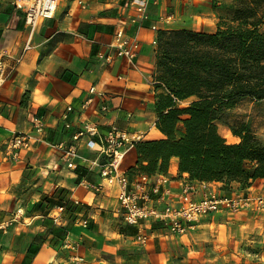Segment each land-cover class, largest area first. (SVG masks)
<instances>
[{"label":"crops","instance_id":"1","mask_svg":"<svg viewBox=\"0 0 264 264\" xmlns=\"http://www.w3.org/2000/svg\"><path fill=\"white\" fill-rule=\"evenodd\" d=\"M133 1L58 0L55 17L31 27L13 0H0V50L12 68L0 89V149L16 134L36 136V120L46 128L43 139L18 160L0 161V264H204L209 251L216 264L225 258L226 264H264V212L212 214L186 235L172 236L157 222L124 224L120 187L100 176L106 162L100 155L103 138L112 127L141 132L144 140L165 138L156 128L155 103L164 92L156 85L158 31L213 34L220 17L212 0H154L147 7L149 19L138 24L132 22L137 16ZM168 16L169 23L159 22ZM156 23L158 31L153 30ZM119 28L141 41L134 64L99 58L112 53ZM102 105L109 111L102 112ZM87 122L97 124L99 134L77 143L70 169L60 147L73 144L72 137ZM136 167L133 146L125 150L120 169L134 178ZM162 175L169 180L167 202L178 206L183 185L191 182L188 175L180 173L176 158ZM192 184L197 201L209 188L225 195L219 183ZM241 193L263 195L264 179ZM55 216L61 219L57 223ZM139 234L147 235L146 244L136 240Z\"/></svg>","mask_w":264,"mask_h":264},{"label":"trees","instance_id":"2","mask_svg":"<svg viewBox=\"0 0 264 264\" xmlns=\"http://www.w3.org/2000/svg\"><path fill=\"white\" fill-rule=\"evenodd\" d=\"M221 1L212 0V7L219 9ZM232 2L213 34L158 31L156 85L164 92L155 103L156 128L165 138L134 144L131 175L166 174L176 158L190 181L219 183L228 196L264 179V140L244 122L226 120L246 101L264 102V0ZM219 124L239 142L229 143Z\"/></svg>","mask_w":264,"mask_h":264},{"label":"built area","instance_id":"3","mask_svg":"<svg viewBox=\"0 0 264 264\" xmlns=\"http://www.w3.org/2000/svg\"><path fill=\"white\" fill-rule=\"evenodd\" d=\"M154 0H134L133 7L137 16L132 19L133 23L141 24L149 19L147 7ZM13 5L20 10L25 17L26 24L35 27L42 20L55 17L58 9V0H13ZM172 17H162L159 22L169 23ZM158 24H154L153 30L158 31ZM28 49V48H27ZM112 53L100 54L99 58L106 63H112L115 58L123 59L129 64H134L137 59L141 41L137 36L127 35L124 28H119L114 35V41L110 48ZM20 61V60H19ZM12 68L6 64V53L0 50V89L9 80ZM95 92L91 89V93ZM92 100L90 99L86 105ZM102 112H108L107 105H102ZM131 118V115H128ZM70 127V126H67ZM36 136L31 134H16L12 136L0 149V161H15L20 157L22 151H29L34 144L41 141L46 134V128L42 120L34 123ZM99 134L98 125L87 122L72 137L73 144L65 147L63 160L68 168H75L74 160L78 156L77 143L83 138H93ZM145 134L135 132L133 134L112 127L103 138L100 151L106 162L100 166V176L108 184L117 183L120 187L118 196L119 204L123 212V222L128 226H138L141 221H153L160 223L172 236H183L195 225L212 214L227 212L236 215L242 212L255 210L264 212V194L258 197L238 192L230 196L222 195L216 189L209 188L204 191L200 200L193 198L196 187L191 182L183 185L178 206L168 203L171 195L167 188L169 180L162 174L152 177L136 175L130 178L127 173L122 172L120 164L123 161L125 150L134 146L135 143L145 141ZM206 184V183H205ZM95 191L100 192L102 186L88 185ZM153 197H156L153 200ZM157 204L164 205L158 209ZM64 208H59V213ZM60 216L54 217V222H59ZM136 240L141 244L148 242L146 234H139ZM264 261V255H263Z\"/></svg>","mask_w":264,"mask_h":264},{"label":"rangeland","instance_id":"4","mask_svg":"<svg viewBox=\"0 0 264 264\" xmlns=\"http://www.w3.org/2000/svg\"><path fill=\"white\" fill-rule=\"evenodd\" d=\"M232 3H233L232 0L221 1V5L219 6L220 17L218 19V24L220 22V19L223 18L227 19L229 17L230 12L233 8ZM190 102L191 100H188L182 103V106L183 107L188 106ZM226 120L232 124H234L235 122H244L251 128L253 132L256 133L258 137L264 140V102L246 101L240 104L239 106H237L232 111H230L229 114L226 116ZM219 131L229 143L234 144L239 142V139L232 135V133L230 132V130L226 125L219 124ZM209 252H206L207 254L203 258L209 261H206L204 264H216L217 263L216 260H213L214 257H216V255L215 254L208 255ZM177 253L180 256L179 251ZM222 260L223 261H221V264H226V258ZM218 262H220V260ZM251 262L252 264H257L256 260L254 261L252 260Z\"/></svg>","mask_w":264,"mask_h":264}]
</instances>
